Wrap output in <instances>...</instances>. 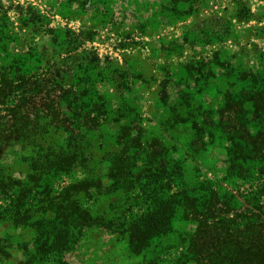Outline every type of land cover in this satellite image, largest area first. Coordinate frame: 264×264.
I'll return each mask as SVG.
<instances>
[{"label":"rangeland","instance_id":"obj_1","mask_svg":"<svg viewBox=\"0 0 264 264\" xmlns=\"http://www.w3.org/2000/svg\"><path fill=\"white\" fill-rule=\"evenodd\" d=\"M16 68L38 80L49 78L38 77L47 71L54 80H65L62 92L54 87L52 94L60 96L66 114L72 113L68 100L73 98L79 107L72 110L99 114L102 124L99 131L89 130V139L92 166L105 186L111 183L108 169L123 152L118 133L128 125L129 137L136 140L127 151L134 157L133 171H157L161 161L165 170L175 172L172 179L183 173L180 180L195 197L204 183L220 195H234L229 218L239 208L247 213L258 206L264 212V174L257 172L256 163L247 165L245 177L229 176L228 134L220 129L214 142L207 133L198 140L193 126L204 113L217 122L230 84L238 89L252 75L264 76V0H0V77H11ZM67 138L68 133L59 131L47 141L60 148ZM27 148L14 143L0 151V165L17 180L25 181L28 173L22 157L31 156L33 148ZM86 176L80 169L59 176L52 180L53 189ZM174 182L171 194L183 188ZM138 192L82 197V206L103 225L83 231L64 260L196 264L188 244L197 223L181 211L169 233L138 254L130 250L124 228L146 209L133 200ZM4 204L0 198V206ZM8 223L0 219V239L7 237L11 244L6 255L0 253V264H17L25 259L23 248L33 234L20 227L7 236Z\"/></svg>","mask_w":264,"mask_h":264},{"label":"trees","instance_id":"obj_2","mask_svg":"<svg viewBox=\"0 0 264 264\" xmlns=\"http://www.w3.org/2000/svg\"><path fill=\"white\" fill-rule=\"evenodd\" d=\"M46 76L49 78L38 80L16 68L11 77H0V151L14 143L23 150L33 148L31 156L22 157L28 162L25 181L10 176L0 165V198L5 202L0 206V219L9 221L6 234L9 236L20 227L33 234L32 241L23 248L25 259L17 264H68L63 254L73 251L82 232L103 225L100 217L91 216L82 206L81 198L117 191L130 196L137 190L138 196L133 200L146 209L124 228L134 254L169 233L172 221L181 211L197 223L188 244L196 264H264L261 207L247 213L246 209L238 212L239 208L235 218H229V211L235 209L234 195H220L210 183L196 188L200 195L195 197L180 180L183 173L172 179L170 173L175 172L165 170L161 161L157 171L151 167L133 171L134 157L127 151L136 145V140L129 137L132 128L128 125L121 126L118 133L117 142L122 144L123 152L120 150L108 169L106 177L111 183L105 186L102 175L96 172L98 168L92 166L94 153L89 139V130L99 131L102 124L99 114L91 116L88 111L72 110L79 107L73 102L76 98L68 100L71 114L61 111L60 96H54L52 91L57 88L62 92L67 83L54 80L48 71L38 77ZM233 86L235 82L224 91L215 124L209 120L210 113H204L201 122H193L197 138L201 140L207 133L210 142H214L215 133L223 129L228 134V175L245 177L251 162L256 163L259 174H264V76L252 75L246 86ZM59 131L68 133L65 146L60 148L47 141ZM149 157L155 158L156 154ZM153 163L154 160L149 161V165ZM79 169L87 173L85 178L70 182L59 191L53 189L56 181L52 180ZM173 180L182 183L183 188L171 194ZM10 246L7 237L0 239V253L6 255Z\"/></svg>","mask_w":264,"mask_h":264}]
</instances>
